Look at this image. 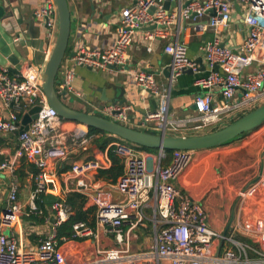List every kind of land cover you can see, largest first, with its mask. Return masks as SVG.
Here are the masks:
<instances>
[{"label":"built area","instance_id":"obj_1","mask_svg":"<svg viewBox=\"0 0 264 264\" xmlns=\"http://www.w3.org/2000/svg\"><path fill=\"white\" fill-rule=\"evenodd\" d=\"M164 1L136 0L135 4L121 9L112 44L103 50L80 47L71 59L72 66L65 67L63 71L60 88L79 95L73 87L76 77L74 67L77 66L92 70L115 66L116 72H123L137 31H143L146 50L151 52L157 40L167 38L175 22L191 21L195 30L210 31L213 35L201 47L208 73L194 80V86L200 91L193 103L196 115L186 120L174 118L169 113L167 98L161 95L159 108L147 112L143 118L145 126L149 127L145 131L171 136L186 130L194 133L213 131L219 128L218 125L231 122L262 104L264 0H235L244 12L247 28L244 40L236 49L222 46L221 40V32L228 30L234 22V0H176L177 6L169 12L163 7ZM151 8H154L152 13ZM208 10H214V15H207ZM37 16L47 30V37L55 40L58 18L54 0H41ZM205 17V22H201ZM149 26L156 28L144 30ZM164 51L172 58V81L187 70L198 73L199 67L188 57L185 43H168ZM214 66L218 69H213ZM253 66V71L246 72ZM130 76L143 93L158 94L153 74L137 71ZM0 101L10 108L7 116L0 113V133L17 134L18 143L13 157L0 165V170L8 169L13 174L7 206L0 215V264H61L57 253L61 243L88 236L98 240L97 229L106 226L112 228L117 243L124 247L98 251L100 257L93 261L97 264H114L122 259L126 264H160V260L169 264H264V211L255 218L252 230L258 246L249 248L237 243V252L225 251L222 256L212 258L213 240L220 235L209 227L202 204L175 187V182L192 164L193 151H173L170 163L164 165V151L150 153L115 137L106 145L102 156L72 162L67 178L74 188L69 191L84 195L87 203L95 208V227L91 229L85 222H76L72 226L73 238L59 240L56 227L71 216L72 210L65 200L58 198L50 206L54 220L51 233L39 242L35 250H23L11 232L23 213V206L18 201L16 168L19 161L23 159L36 169L32 176L34 189L27 215L40 214L37 202L42 196L54 193L47 185V180L53 177L47 171L49 161L65 159L76 147L86 151L95 135H90L88 129L76 122L61 119L48 106L42 91V75L37 69L27 70L21 78H17L10 76L6 68H0ZM35 105L41 107L38 117L26 130L17 133L20 129L19 116ZM126 109L116 104L106 105L99 108L95 115L129 126ZM110 153L122 160L123 172L114 183L106 186L103 181L96 182L90 177L110 169ZM261 188L264 189V171L257 182L238 192L237 196L242 201H248ZM109 189L123 196V201L112 203L103 199L102 195ZM149 202L158 224L155 250L145 254H128V239L123 240L122 225L129 222L127 236L131 238L132 231L144 225L145 208ZM248 248L254 255L252 258L248 257ZM142 256H146L145 259Z\"/></svg>","mask_w":264,"mask_h":264},{"label":"crops","instance_id":"obj_2","mask_svg":"<svg viewBox=\"0 0 264 264\" xmlns=\"http://www.w3.org/2000/svg\"><path fill=\"white\" fill-rule=\"evenodd\" d=\"M135 2L136 0H68L71 12V38L68 53L57 79L59 91H63L60 83L65 67L72 66L70 52L76 53L80 47L103 50L110 46L115 37L121 9ZM3 3L7 5L10 17L2 22V26L14 42L20 39L18 43L21 42L23 46L26 44L30 47L33 38L36 43L40 41L45 43V58L42 64L36 66L29 61L30 65L26 66L25 63L20 62L18 68L13 67L18 69L17 73L9 72L10 76L21 78L30 69L42 72L55 40L47 37V30L37 16L41 0H3ZM205 20L206 17L201 22ZM142 32L137 31L134 36L123 72H116L110 66L105 70L74 67L76 77L73 87L79 95L66 92L62 96L64 104L74 110L96 114L95 112L102 106L118 105L120 100L125 99L126 103L122 107L127 108L128 125L145 131V128L149 127L145 126L143 118L147 112L159 108L161 95H163L167 98L169 113L174 118L178 120L194 118L196 115L192 108L194 98L200 92L194 86V80L208 73L201 47L213 37L212 33L195 30L191 21H186L185 24L183 21H177L170 27L167 38L157 40L152 51L148 52ZM246 32V27H236L233 22L228 30L221 32V40L224 45L236 49L244 40ZM175 41L185 43L188 57L198 65L199 70L198 73L184 72L172 81L170 79L172 58L164 51V48L168 43ZM11 66L7 63L5 66L0 65V68L8 70ZM253 70L254 66L246 72ZM137 71L153 74L158 94L143 93L132 82L130 75ZM9 111L10 108H6L0 101V113L7 116ZM27 112L19 116V124ZM193 134L194 132L189 130L175 133L177 136H192ZM105 135V138H111ZM100 136L96 134L93 137L86 151H82L81 147H76L71 149L65 159L49 161L47 171L53 177L47 180V185L53 189L54 193L51 196L65 200L66 196L72 193L69 190L74 189L73 185L67 180L71 163L102 156L106 145L111 140L102 148L103 140L94 141ZM17 147V134L0 133V165L6 159L13 157ZM170 161L171 157H167L163 164L167 165ZM263 171L264 125L221 146L193 151V162L175 182V187L182 193L190 194L202 204L209 227L220 235L219 238L213 240L212 258L222 256L225 251L237 252L239 246L237 243L248 245L249 248L258 246L252 236V230L255 218L264 211V189H257L258 191L256 190L248 201H242L237 194L257 182ZM35 173L36 169L32 164L23 159L19 161L16 175L19 182L18 201L23 206V213L11 228V232L23 250H35L39 242L51 233L54 222L52 221L51 204L45 202L46 195L41 197V200L44 199V207L39 208L41 213L36 214V217L35 215L31 217L32 214L27 215L30 195L34 189L32 176ZM12 178L13 174L8 169L0 170V215L7 206L8 190ZM90 179L100 182L97 175L91 176ZM102 183L108 186V183L104 181ZM105 192L102 195L103 199L112 203L123 201V197L115 191ZM90 207L86 203L85 208ZM43 213H46V217L42 219ZM145 215L144 225L132 231L131 238L127 236L130 228L129 222L122 225L123 240L128 239V254H145L155 250L158 224L155 221L151 202L145 208ZM97 232L98 240L94 236H88L61 243L57 251L61 264H86L88 262L97 264L93 261L100 257L98 251L124 247L123 244L117 243L111 227H99ZM249 248L247 254L249 258H252L254 255ZM145 257L142 256V259ZM159 263L169 264L166 260H160ZM114 264H126V261L122 259Z\"/></svg>","mask_w":264,"mask_h":264},{"label":"water","instance_id":"obj_3","mask_svg":"<svg viewBox=\"0 0 264 264\" xmlns=\"http://www.w3.org/2000/svg\"><path fill=\"white\" fill-rule=\"evenodd\" d=\"M54 2L58 18L57 35L51 53L44 63L41 75L42 91L45 100L48 106L54 109L61 119L76 122L85 129L98 130L104 134L141 148L164 152L197 151L215 148L235 140L244 134L259 129L264 125V102L215 131L192 136H171L151 133L114 122L102 116L69 108L62 100V96L66 94V91L58 90L57 79L61 65L70 47L71 12L68 0H54ZM176 6V0H172L171 2L165 0L163 7L169 12L171 8H175ZM233 7L234 13L232 17L236 27H246L245 25L243 26L244 12L241 11L238 2L235 0L233 1ZM7 10V5L3 3V0H0V65L5 66L7 63H10L12 66L8 68V71L17 73L20 62L25 63L24 65L26 66L30 65L28 63L29 61L33 62L36 66L42 64L45 58V43L43 41L36 43L33 38L30 47L26 44L23 46L21 42L18 43L20 39L14 42L13 39L7 35L2 26V22L10 17V13H8ZM153 10L154 8H151L150 13H152ZM207 15H214V10H208ZM193 16L192 14V17ZM155 28V26H149L144 28V30H152ZM32 37H34L33 34ZM17 38H19V36ZM223 45L224 44H222V46ZM74 55V52H70L69 54L70 57ZM110 68L115 69L116 67L110 66ZM213 69L217 70L218 66H214ZM185 72L191 73L192 71L187 70ZM125 103L126 100L123 99L120 100L118 105L122 106ZM192 108L195 109L194 105ZM40 110L41 107L38 105L28 110L21 120L20 129L17 133L26 130L29 124L38 117ZM108 192L113 193L114 191L109 189ZM93 195L95 196L96 194ZM56 200L57 198L51 195L45 196V202L48 204H52Z\"/></svg>","mask_w":264,"mask_h":264},{"label":"trees","instance_id":"obj_4","mask_svg":"<svg viewBox=\"0 0 264 264\" xmlns=\"http://www.w3.org/2000/svg\"><path fill=\"white\" fill-rule=\"evenodd\" d=\"M219 129V128H217ZM214 129L213 131L217 130ZM89 134L90 135H101L100 138L97 140H94L95 142L102 141V148L105 146L110 140L114 139L113 137L111 138H105V134L94 129H89ZM150 153H157V150H150V149H145L142 148ZM172 151H166L165 154L168 157H171ZM110 159L112 162V166L110 169L106 171H101L98 175L97 178L101 181H104L105 183L112 184L114 183L118 177L122 174L123 172V164L122 160L114 155L113 153H110ZM65 203L71 208L72 214L71 216L61 223L59 226L56 227V237L60 240L62 238L66 239H72L73 231H72V226L76 222H85L89 228L93 229L95 227V208L90 207V208H85L87 199L84 195L74 192L70 193L69 195L66 196L65 198ZM38 208H43L44 207V199L41 201L37 202ZM36 217V214H32L31 217ZM46 217V213H43L42 219Z\"/></svg>","mask_w":264,"mask_h":264},{"label":"rangeland","instance_id":"obj_5","mask_svg":"<svg viewBox=\"0 0 264 264\" xmlns=\"http://www.w3.org/2000/svg\"><path fill=\"white\" fill-rule=\"evenodd\" d=\"M263 102H264V101H263ZM235 119H236V118H235ZM229 122H230V120H229L228 122H225L224 124L218 125V127L221 128L222 126L228 124ZM209 132H212V130L202 131V132H199V133H194L193 135H202V134H206V133H209ZM167 157H168V156L166 155V158H167ZM166 158H165V159H166ZM164 164H165V162H164Z\"/></svg>","mask_w":264,"mask_h":264}]
</instances>
